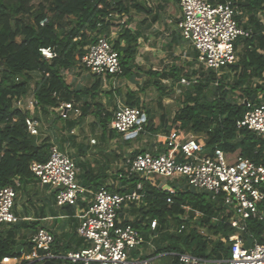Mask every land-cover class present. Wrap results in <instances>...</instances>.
Returning <instances> with one entry per match:
<instances>
[{"label": "trees", "instance_id": "1", "mask_svg": "<svg viewBox=\"0 0 264 264\" xmlns=\"http://www.w3.org/2000/svg\"><path fill=\"white\" fill-rule=\"evenodd\" d=\"M209 1L216 5L230 0ZM236 4L240 11V24L253 33L250 38L237 41L236 48L240 45L244 48L239 60L228 67L229 74L218 77L214 71L199 73L197 70L190 72L175 68L160 78L170 77L178 81L183 76H199L198 83L193 86L194 91L187 92L185 104L174 115L171 127L180 124L186 133L204 138L208 151L218 147L227 154L239 153L264 165V138L248 128L237 126L251 109L244 103L246 99L252 101L254 106L264 104V25L257 18L259 12L264 13V0H238ZM132 7L138 12L144 9L137 0H0V190L16 187L17 181L22 185L35 179L31 165L46 163L53 147L48 138L38 143L36 137L28 133V111L14 107L16 99L26 98L32 82L35 85L33 96L44 111L48 112L62 103H82V114L78 120L87 117L95 108L103 127L110 123V116H104L99 104L95 103L101 81L98 80L90 89H75L67 80L66 72L82 66L86 48L95 41L96 36L103 35L110 28V15L123 16ZM245 16L248 21H244ZM113 44L120 55L121 76L125 77L130 73L129 64L136 51L121 47L120 39ZM43 48L53 50L56 57L46 59L40 52ZM155 86L164 91V87H160V80L155 82ZM236 91L242 93L241 103L231 99V96H236ZM88 96L94 102L84 100ZM126 105L140 107L136 92L127 93ZM140 108L145 115L147 132L158 133L161 128L155 126L150 112L146 113L143 107ZM78 120L73 121L72 125H76ZM167 124L164 116L163 125L166 127ZM165 131L168 133L170 130ZM167 150L166 146L163 152ZM142 152H135L132 158ZM99 180L85 175L82 184L99 190L102 187ZM127 182L131 183V190L143 183L145 216H149L150 221L157 219L158 225L162 226L155 231H163L170 221L177 223V229L185 226L181 233L176 231L170 235L167 231V246L155 253H166L164 264H180L178 254L181 253H189L206 261L231 258L229 237L235 233V229L229 222L231 216H225L226 207L220 197L215 198L208 192L187 185L172 194L139 176H131ZM168 197L173 198V204L167 203ZM184 206L190 210L186 211ZM66 208L70 215L75 214V207ZM260 209L264 210V203L260 204ZM196 212L201 216L196 218ZM126 224L130 223L123 225ZM131 225L138 230L140 228L136 223ZM26 227L29 228V225L20 222L0 225V264H3L4 258H21L24 254L35 252L30 242H20L19 235ZM243 236L247 246L264 243V219L248 220ZM53 252L59 255L57 251ZM54 262L83 264L62 258ZM20 264H31V261L24 260Z\"/></svg>", "mask_w": 264, "mask_h": 264}, {"label": "built area", "instance_id": "2", "mask_svg": "<svg viewBox=\"0 0 264 264\" xmlns=\"http://www.w3.org/2000/svg\"><path fill=\"white\" fill-rule=\"evenodd\" d=\"M238 0L212 4L209 0H179L181 17L178 29L181 37L197 51V63L204 71H214L221 76L228 67L238 61L236 43L240 38H250L252 30L240 24ZM112 17V15H110ZM44 23H42L43 25ZM42 55L51 60L56 54L50 48L40 49ZM82 66L97 77H119L123 74L120 55L114 44L104 35L96 36L95 41L86 48ZM198 77L182 78L181 85L194 86ZM244 103L251 109L244 115L237 126L248 128L264 138V104L253 105L252 101ZM14 107L23 111L40 108L35 97L16 99ZM60 118L68 119L73 113L80 117L82 112L73 104L62 103L53 108ZM145 115L140 107L119 105L112 121V129L133 139L141 134H148L144 124ZM28 133L33 137L40 135V122L32 116L26 118ZM95 144V140L91 141ZM167 152H142L127 162L128 179L139 176L156 185L152 179H182L185 185L198 191L220 197L226 207L225 216H231L230 224L235 233L229 237L231 258L219 260L217 264H264V243L247 246L243 233L251 218L264 219V165L235 154L233 162L221 148L206 150L205 143L180 128L173 127L166 138ZM31 171L42 186L55 191V202L60 208L73 206L79 208L81 202L88 204L78 214L80 221L77 234L84 241V248L70 251L65 255L53 252L55 236L46 228L37 229L29 242L35 252L21 258H4L3 264H20L24 260L38 264L47 260L62 258L73 263L83 264H153L149 259L131 260L130 254L143 242L140 231L131 224L123 225L118 214L123 207L136 204L145 198L143 183L125 193L112 192L101 187L93 192L78 181V168L75 160L57 146L50 150L46 163H34ZM20 188L21 183L16 182ZM5 187L0 190V225H13L20 221L14 212L17 189ZM170 193V188L161 186ZM173 204L172 197L167 198ZM186 211L190 208L184 206ZM200 217L199 212L195 213ZM216 218L215 220H217ZM152 230L158 227V221L150 223ZM185 229L182 225L177 232ZM180 264H204L205 260L189 253L178 254Z\"/></svg>", "mask_w": 264, "mask_h": 264}, {"label": "crops", "instance_id": "3", "mask_svg": "<svg viewBox=\"0 0 264 264\" xmlns=\"http://www.w3.org/2000/svg\"><path fill=\"white\" fill-rule=\"evenodd\" d=\"M137 2L144 9L138 12L132 7L129 13L123 16L112 15L110 17L111 26L103 34L112 43L120 39L121 47L124 49L134 48L136 51L129 64L130 73L127 76L97 77L89 73L81 65L66 72L67 80L75 89H90L98 80L101 81L100 90L95 96V103L99 104L103 115L110 116L111 120L107 127L104 128L95 114V108L82 120H78L71 113L67 119L68 130L62 128V133L65 135L74 133L76 135L77 132L85 131L86 125L90 124L91 128L84 132L83 139H87V133H90L91 130H99L103 141L101 147L96 149L99 143L95 139H91V141L95 140V144L90 142L91 146H87L81 143L78 154L73 153L69 144L66 143L69 138L62 136L59 139L53 134L49 136L42 135L41 123L40 135L36 137L38 143L48 138L53 146H57L75 160L80 184L83 182V176H94L100 178L98 182L102 187L118 193L131 190V183L127 182L128 175H126L128 172L127 162L129 161L127 157L137 151H150L155 154L163 152L166 149L168 134L173 127L179 125L176 124L171 127L172 123L170 121H172L176 112L183 105L177 109H172L173 106L170 105L172 100L167 99L166 96H163V93H160L159 103L163 111L161 114H157L154 108L150 106L149 100L144 93L146 87L156 88L155 82L158 80L161 82L169 80L170 77L160 78V76L165 73L170 74L175 68H182L191 72L200 67L196 60L197 51L181 37L178 29V22L181 17L179 2L176 0H137ZM244 21L246 20L244 19ZM180 61H183L182 64ZM227 72L229 71H225L224 74ZM182 78L187 77L183 76ZM129 91L136 92V99L140 103L139 106L143 107L146 113L147 111L150 112L155 126L161 128L158 133L148 132V134H141L136 138L127 139L112 129L111 124L114 113L119 105H126V95ZM84 100L94 102V99L90 96ZM73 105L80 110L83 106L82 103H73ZM36 109L40 111L37 112ZM42 111H44L42 108H35L28 110V113L39 120ZM164 116L168 120L166 127L163 125ZM92 117H94V120L88 121ZM75 120H78L76 125H72ZM167 129L170 130L168 133L165 131ZM131 145H136L137 147L131 150ZM152 179L156 182L154 186L160 189H163L161 187L163 186L176 191V189H180L178 186H185V182L182 179H173L174 181L176 180L175 182L171 179L169 180L172 182H168L169 180L159 179L158 177H153ZM174 183L176 184L173 185ZM88 188L93 192L97 191L90 187ZM17 194L14 212L20 219V223L29 225V228L22 229L19 235L21 244L22 242H29L31 235L37 229L46 228L55 236L53 250L57 251L59 255H65L70 251L86 246L84 241L78 236L77 229L80 223L78 214L82 208L88 206L87 203L81 202L79 208H75V214L70 215L68 208H60L56 205L55 191L48 186H42L36 179L24 182ZM144 205V200H142L136 204L123 207L118 214V219L121 223H136L139 225V231L144 238V242L131 252L130 259H149L153 264L154 261L158 264H164L163 257L166 253H155L168 244L169 240L166 235L168 225L164 226L163 231L152 230L150 223L153 219L150 221L149 216H145ZM158 228H162L161 224L158 225ZM20 249L23 250L21 245ZM218 261L205 260L204 264H217ZM11 264L15 263L12 262Z\"/></svg>", "mask_w": 264, "mask_h": 264}, {"label": "rangeland", "instance_id": "4", "mask_svg": "<svg viewBox=\"0 0 264 264\" xmlns=\"http://www.w3.org/2000/svg\"><path fill=\"white\" fill-rule=\"evenodd\" d=\"M37 6H38V2L35 3V7H37ZM257 18L264 25V13L259 12L257 14ZM244 19L246 21H248V17L245 16ZM243 48H244L243 45H240L238 47V60H239L241 52L243 51ZM182 62L183 61H180L181 64H182ZM194 68H196V67H194ZM196 70L199 73L201 71L202 72L204 71L200 67H198ZM227 71H229V70H227ZM227 73L229 74V72H227ZM230 75L233 76L232 73ZM221 76H223V75H221ZM221 76H218V77H221ZM196 77H199V76H196ZM35 78H38V77L35 76ZM231 78H230V81L232 82L233 78L232 79ZM161 86L164 87L163 88L164 91L159 90V88L157 86H156V88L146 87V89L144 91V93L146 94V97L149 100L150 106H152L154 108V110L156 111L157 114H161L162 111H163V108H162V106L159 103L160 93L164 92L163 96H166L167 99H171L172 100V102L170 103V105L173 106L172 109H175V108L177 109L181 105L185 104L187 92L191 91V90L194 91L193 86L187 87V86L181 85V79H179L178 81H174L173 79L170 78L169 80H167L165 82H161L160 81V87ZM34 87H35L34 82H32L30 84V90H29V92H28V94L26 96L27 100H29L31 97H34L33 96ZM208 93H209V95L211 94V92H208ZM231 99L236 101V102L241 103L243 101L242 93L240 91H236V96L235 97L231 96ZM165 106H168V105H165ZM36 111L39 112L40 110L36 109ZM91 120H94V117L88 119V121H91ZM39 121L42 124V135L49 136L50 134H53V135H55L56 138L58 137L59 139L62 138V136H64L65 138H69V139H67L68 141H66V143L69 144V147L73 150V153H77L78 154L79 146H80L81 143H84L87 146H89L91 144L90 143L91 139H95L96 141H98L99 145L96 147V149L100 148L101 145L103 144L101 132L99 130H95L94 128H93L94 130H91L90 133H87V139L86 140L83 139L84 132L86 130L87 131L90 130V128H91L90 124L86 125V127H85L86 130L85 131H81L82 133L81 132H77L76 135H74V133H72L71 135L63 134L61 129L64 128V129L68 130V127H67L68 120L60 118L59 114L57 112H55V111H52V110H49L48 112L42 111ZM68 132H70V131H68ZM200 139L205 143L204 138H200ZM135 147H137V146L136 145H131L130 149L132 150ZM234 156H235V154H228L229 161L233 162L234 159H235ZM131 158H132V155L130 157H127V159H131ZM119 163H121V162H119ZM172 181H174V180H172ZM172 181L169 180L168 182H172ZM175 184L176 183H174L173 185H175ZM182 187H183L182 185L178 186V188H180V189ZM176 228H177V223L172 221L171 223H169V226L167 228L168 233L170 235L175 234ZM0 230L2 231V229H0ZM154 264H158V263H156V261H154Z\"/></svg>", "mask_w": 264, "mask_h": 264}, {"label": "water", "instance_id": "5", "mask_svg": "<svg viewBox=\"0 0 264 264\" xmlns=\"http://www.w3.org/2000/svg\"><path fill=\"white\" fill-rule=\"evenodd\" d=\"M38 264H58V263H56V262H54V261H51V260H47V261H45V262L38 263Z\"/></svg>", "mask_w": 264, "mask_h": 264}]
</instances>
